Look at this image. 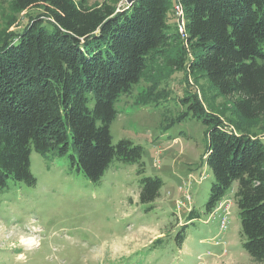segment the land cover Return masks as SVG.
<instances>
[{
    "label": "trees",
    "instance_id": "1",
    "mask_svg": "<svg viewBox=\"0 0 264 264\" xmlns=\"http://www.w3.org/2000/svg\"><path fill=\"white\" fill-rule=\"evenodd\" d=\"M7 1L13 13L41 15L0 40V190L35 186L32 151L70 153V165L90 183L114 160L139 165L141 147L128 140L112 143L115 103L138 83L148 62L167 51L170 68L203 76L231 100L243 122L264 120V0H175L184 11L183 38L168 23L171 0H135L118 11L106 2ZM182 102L208 128L205 163L212 182L205 212L212 213L236 184L242 247L262 263L263 140L227 131L216 116L203 113L196 98ZM162 185L157 178L141 179L139 203H153ZM194 218L190 210L187 221ZM186 226L176 236L179 246Z\"/></svg>",
    "mask_w": 264,
    "mask_h": 264
},
{
    "label": "rangeland",
    "instance_id": "2",
    "mask_svg": "<svg viewBox=\"0 0 264 264\" xmlns=\"http://www.w3.org/2000/svg\"><path fill=\"white\" fill-rule=\"evenodd\" d=\"M81 1L88 6L110 3L117 11L127 6L126 0H74ZM176 3L170 1L168 23L183 38L186 21L183 17L181 25L176 19ZM40 15L39 10L13 13L8 1L0 0V40ZM169 54L148 62L138 83L115 103L112 143L128 140L141 147L142 172L139 165L114 160L98 182L90 183L70 165V153L42 156L32 151L35 186L16 183L0 190V264H264L243 250L233 201L236 184L221 201L229 206L225 217L205 212L212 182L205 163L208 128L182 100L196 98L203 113L216 116L227 131L263 143L264 120L243 122L231 100L203 76L170 68ZM92 106L93 101L88 103ZM143 178L163 184L151 204L138 201ZM190 210L197 218L188 222ZM184 225L179 246L176 236Z\"/></svg>",
    "mask_w": 264,
    "mask_h": 264
},
{
    "label": "built area",
    "instance_id": "3",
    "mask_svg": "<svg viewBox=\"0 0 264 264\" xmlns=\"http://www.w3.org/2000/svg\"><path fill=\"white\" fill-rule=\"evenodd\" d=\"M174 7H175L174 15L176 16V19L178 20V22L182 25L183 24V17H184L183 8H182V6L179 3H176V5ZM224 204L225 203H223V202L219 203L218 206H217V208L214 210L216 212H222V214H224L223 217H225V214H227L228 208H229V206L223 207ZM224 225L226 226L225 220H223L221 222V225H220V230L221 231L224 230L223 229Z\"/></svg>",
    "mask_w": 264,
    "mask_h": 264
},
{
    "label": "water",
    "instance_id": "4",
    "mask_svg": "<svg viewBox=\"0 0 264 264\" xmlns=\"http://www.w3.org/2000/svg\"><path fill=\"white\" fill-rule=\"evenodd\" d=\"M133 1H135V0H126V1H125V4H126V5H130Z\"/></svg>",
    "mask_w": 264,
    "mask_h": 264
},
{
    "label": "bare ground",
    "instance_id": "5",
    "mask_svg": "<svg viewBox=\"0 0 264 264\" xmlns=\"http://www.w3.org/2000/svg\"><path fill=\"white\" fill-rule=\"evenodd\" d=\"M30 242H31V240H30ZM29 243V242H28ZM36 243V242H35ZM30 244V243H29ZM29 244H28V246H29ZM32 247V246H31Z\"/></svg>",
    "mask_w": 264,
    "mask_h": 264
}]
</instances>
